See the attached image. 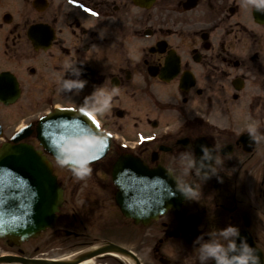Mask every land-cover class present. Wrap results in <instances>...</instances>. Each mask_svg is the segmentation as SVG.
Masks as SVG:
<instances>
[{
    "label": "flooded vegetation",
    "instance_id": "af4514ba",
    "mask_svg": "<svg viewBox=\"0 0 264 264\" xmlns=\"http://www.w3.org/2000/svg\"><path fill=\"white\" fill-rule=\"evenodd\" d=\"M69 60L83 64L88 83L62 93ZM101 86L118 88L110 107L83 111L109 147L80 179L42 151L37 121L57 108L82 111ZM250 122L264 134V10L243 0H0V148L23 130L21 142L51 161L63 189L53 228L27 241L0 238V264H199L194 238L227 224L238 225L264 261V139L249 138ZM202 144L214 149L222 180L183 173L181 152L199 157ZM121 158L163 168L198 195L156 219L146 210L127 217L112 178ZM102 183L105 197L87 191ZM80 194L90 210L79 211ZM95 205L105 213L94 216ZM83 220L99 234L78 231ZM46 233L52 247L35 246Z\"/></svg>",
    "mask_w": 264,
    "mask_h": 264
},
{
    "label": "water",
    "instance_id": "95a60500",
    "mask_svg": "<svg viewBox=\"0 0 264 264\" xmlns=\"http://www.w3.org/2000/svg\"><path fill=\"white\" fill-rule=\"evenodd\" d=\"M36 132L39 144L54 158L62 143L88 132L100 137L91 150V163L100 159L109 145L89 117L72 110L55 111L42 118ZM22 138L19 133L12 142ZM126 159L117 161L112 174L117 187L115 202L125 216L135 217L134 212L146 210V218H156L170 207H179L184 196L170 173L148 171L135 161L126 165ZM62 202L63 190L45 156L26 144L0 148V238L25 241L36 237L53 226Z\"/></svg>",
    "mask_w": 264,
    "mask_h": 264
},
{
    "label": "clouds",
    "instance_id": "9594fccd",
    "mask_svg": "<svg viewBox=\"0 0 264 264\" xmlns=\"http://www.w3.org/2000/svg\"><path fill=\"white\" fill-rule=\"evenodd\" d=\"M243 2L245 7L264 10V0H243ZM82 65L72 60L65 63V75L58 80V91L72 93L85 87L88 80L82 78V73L85 71ZM116 92L118 88L115 86L111 90L102 86L95 88L84 98L81 110L103 113L110 107L112 95ZM246 130L253 142L264 139V134L259 133L256 122L248 123ZM99 140L100 137L94 132L68 139L57 148V163L69 166L77 177L89 175L92 171L91 161L94 159L91 150ZM200 148L199 157L193 151L181 152L183 173L199 175L203 182L214 175L218 180H222L216 167L220 161L214 149L205 144H202ZM177 190L187 199L198 195L197 186L188 181H179ZM193 244L198 254L199 264H209V262L211 264H264L258 249L241 234L238 225L227 224L206 233L201 232L194 238Z\"/></svg>",
    "mask_w": 264,
    "mask_h": 264
},
{
    "label": "rangeland",
    "instance_id": "374dc122",
    "mask_svg": "<svg viewBox=\"0 0 264 264\" xmlns=\"http://www.w3.org/2000/svg\"><path fill=\"white\" fill-rule=\"evenodd\" d=\"M47 110H46V107L44 106V110H43V112L45 113ZM54 167L55 168H58V169H61V167H59V166H57V165H54ZM71 173L69 172L68 173V175H70ZM78 178H80V179H82L83 177H78ZM88 180H92V178H89ZM104 182V181H103ZM107 184V183H106ZM81 187H82V185H81ZM80 187V188H81ZM93 190L95 191V192H97V194L99 195V197H101L103 194V196L105 197L106 196V186H105V184L104 183H102V187H100V188H95V189H93V188H91V187H88V189H87V191L89 192V193H93ZM104 190V191H103ZM93 195V194H92ZM98 199V198H97ZM76 200H77V207L80 209H77V210H79V211H84V210H90L91 209V206H90V203L89 204H87V199L84 197V194H80V196H78L77 198H76ZM93 209V215L94 216H97V217H99V214H104L105 212L103 211V210H101L100 209V207H99V205H95V208H92ZM81 211V212H82ZM66 212V211H65ZM110 213V212H109ZM96 217V218H97ZM69 219L70 218H68V219H66V220H61V223L63 222V225L60 227L61 229H66V228H68V226H67V224H68V222H69ZM98 219V218H97ZM99 220V219H98ZM98 220H95L94 221V223L95 224H99V222H98ZM90 223L91 222H88V220H83V225H82V227H85V230H82V227H80V229L78 230V231H80V232H83L84 234H88V233H97V235L99 234V231L97 230L98 228H99V225H95L96 227L94 228V229H90L91 227H93V224L92 225H90ZM87 229V230H86ZM89 229V230H88ZM49 233V232H48ZM48 233H46V234H48ZM50 234H48L46 237H45V239L44 240H38L35 244L34 243H32V244H34L35 246H40V248H44V249H49V248H51V247H47L46 248V246L47 245H50V244H52V236L50 235ZM63 238H64V234H61L60 233V241L59 242H57V240H54L55 241V243H58V245H59V248L61 247H63V246H65L66 244L63 242ZM46 239H48L49 241L48 242H45V243H43ZM40 244V245H39ZM58 245H53V246H58Z\"/></svg>",
    "mask_w": 264,
    "mask_h": 264
},
{
    "label": "bare ground",
    "instance_id": "6f19581e",
    "mask_svg": "<svg viewBox=\"0 0 264 264\" xmlns=\"http://www.w3.org/2000/svg\"><path fill=\"white\" fill-rule=\"evenodd\" d=\"M69 259L68 258H66V260L65 261H68ZM53 264H55V263H53Z\"/></svg>",
    "mask_w": 264,
    "mask_h": 264
}]
</instances>
